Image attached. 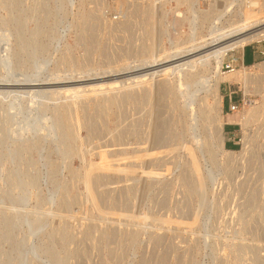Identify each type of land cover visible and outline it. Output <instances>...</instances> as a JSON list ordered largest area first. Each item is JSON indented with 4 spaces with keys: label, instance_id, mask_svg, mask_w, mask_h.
Returning a JSON list of instances; mask_svg holds the SVG:
<instances>
[{
    "label": "rangeland",
    "instance_id": "1",
    "mask_svg": "<svg viewBox=\"0 0 264 264\" xmlns=\"http://www.w3.org/2000/svg\"><path fill=\"white\" fill-rule=\"evenodd\" d=\"M151 1L153 0H0V19L5 20V28H2L5 30L7 26L9 29L6 30L11 31V38L14 40L18 32H22L26 42V49H23L25 52L20 53L22 57L19 55L20 59L14 64L15 69H18L16 74L21 75L20 73L26 71L32 79H41L43 76L45 81L56 77L72 80L91 78L94 74L93 76L98 75L101 79L91 84L100 82L107 87L110 83H117V90L123 92L125 87L123 88L121 83L126 82L125 79L145 71L139 67L144 47L151 48L154 56H157L161 50L172 51L176 43L187 42L194 28L197 36L204 37L207 35L209 22L198 20L201 11L209 12V19L214 17L217 11L224 9L228 10L227 15L231 16L248 0H154L152 3L156 15L150 40L143 34L140 18L135 14L130 15V11L134 6L145 7ZM255 1L259 6H264V0ZM257 10L256 7L255 11ZM83 14H90L93 20L94 16L96 17V23L90 21L92 32H96L92 33L94 37L91 35V41H95L91 46L81 37L83 29L81 30L80 18ZM194 17H197L196 21H193ZM128 19L130 23L124 28L125 24L122 23L128 22ZM164 19L167 22L163 21ZM34 27L43 31L40 32L37 42L45 48L43 46L44 51L42 49L41 54L37 51L39 55L33 49L34 46H31L33 43L29 42V31L32 32ZM261 44H264V40L247 46ZM240 53V49L229 52L224 59V62L231 58L236 59L235 71L241 70V62L238 59ZM33 54L36 55L34 58ZM18 61L21 66L17 65ZM127 64L129 68L133 67L125 71ZM262 68L264 69V64L247 69L246 73L264 76ZM54 72L55 75L52 74ZM168 79L171 84L176 81L173 76ZM158 80V77L154 78L147 84L148 87L153 89ZM257 85L249 84L244 90L243 84H220L218 93L222 97L224 149L231 153L221 154L216 141L211 140L209 156L201 145L200 148L198 146L205 139V132L199 127L193 134L182 133L183 120L176 111L164 109L161 112V116L166 118L165 121L168 120L166 130L176 136L173 138L175 142L170 141L168 145H164L162 140L155 142L151 134L152 127L149 128L150 125L153 126L152 123L155 124V115H150L149 118L144 110L146 107L138 104L128 105L118 111L115 108L109 110L108 116L101 120L106 133L90 136L86 129H80L78 138L83 142L84 156L66 157L67 154L62 152L64 143L57 131L51 129V110L44 115L38 112L37 114L33 108L30 109L29 97L24 96L21 109L17 110L18 119L8 121L7 126L0 132V139H6L3 143L0 140V264H60L61 258H65L62 264H142L144 261L155 264L158 257L163 258L164 264H259L257 259L264 264V147L259 130L264 116L259 122L250 123L244 128L240 125L243 113L250 106L261 103L258 92L260 86ZM74 87H82V84L69 88ZM137 87L131 86L130 90L139 93L144 86ZM189 88V91L200 89L196 85L192 86L194 89ZM211 92H197V104H214V94ZM111 93L112 90L103 91L98 98H94L97 101L99 98L109 97ZM65 95L60 94L55 101L46 99L47 96L43 95V99L37 97L35 101L38 100L51 108L71 102L81 111L79 117L82 119L85 115L81 101ZM229 96L235 104H242L244 101V110L230 114ZM179 103L182 104L181 100ZM11 113L14 111H10ZM118 123L125 132L124 135L122 133V146L108 147L106 145L111 142ZM37 135L44 137L38 150L34 148L31 152H24V155L23 152L15 151V145L12 146L15 140H33ZM197 140H200L199 143ZM113 148L121 149L115 150L109 159L120 158L118 160L123 163L118 161L117 164L123 165V168L127 166L129 170L132 168L135 172L125 179L123 177L124 182H119V176L125 174V170L121 169L124 174L121 172L114 174L116 177L110 176L107 183L114 182L110 186L118 188L120 185L132 186V191L129 194L125 193L126 190H114L110 193L112 197L108 201L104 199L98 203L99 206L96 204L94 207L88 200L89 197L87 198L85 166L88 163L100 165L102 157L100 159L96 155L97 149L114 150ZM192 154L194 163L191 164ZM20 155L23 158L19 157ZM15 156L16 158L12 159ZM24 160H34L36 166L31 168ZM51 167H56L54 173H51ZM198 167L200 172L196 173L204 179L203 195L198 191L189 195L187 188L196 187L192 170L195 168L198 171ZM227 168L230 171H227ZM72 172L76 173V176L72 175ZM183 178L187 180L188 186L184 184ZM32 180L35 183L30 184L29 181ZM130 182L134 183L131 185ZM99 186L95 187L96 191L104 188ZM61 202L65 203V206L60 209ZM102 210L109 213L103 219ZM60 226H64L66 231L64 242L61 241L62 235L53 233ZM89 230L90 234H87ZM130 232L138 235L133 243L129 240ZM156 236L160 237V241L153 243L152 238ZM109 249L116 251L120 257L113 260L107 253Z\"/></svg>",
    "mask_w": 264,
    "mask_h": 264
},
{
    "label": "bare ground",
    "instance_id": "2",
    "mask_svg": "<svg viewBox=\"0 0 264 264\" xmlns=\"http://www.w3.org/2000/svg\"><path fill=\"white\" fill-rule=\"evenodd\" d=\"M153 1H151V3ZM210 1H212V0H210ZM11 3H13V2H11ZM151 3L145 7H139V6L135 7L134 6V9L130 11L131 12L130 15L135 14V15H137L138 18H140V24H141L142 29H143V34L145 35V37L147 39H150V37L153 35L154 16L156 15L154 7H153L154 3H152V4ZM242 4H243L242 8L236 14L233 13V14H235V15L232 14L233 16L232 15L228 16L227 14L229 11L224 9L222 11H217V13L214 15V17H212V15H211L212 18L209 19V17H208L209 12H202L201 11L200 15H199L200 17L198 16V20H200V21L205 20V21L209 22L208 28H207V35L204 37L197 36L196 29L194 28L193 33L191 32L192 35L190 36V39L187 42L178 43V44L175 42L176 45H174L172 51L161 50L160 53L158 52V55H157L158 57L156 55L154 56V54H153L154 52H152L151 48H145L144 47V49L142 50L143 58L140 61L141 65H139V67L145 71L140 72L139 73L140 75L134 74V76H132L131 78H129L127 80L125 79L126 82H122V83L119 82V83H121L123 88L125 87V91H123V92H121V91L119 92L117 90V88L119 89V87H117V83H110V84L106 85L107 87H105V85L101 84L100 82H99V84H91V83H95L96 82L95 80L101 79V77L98 78V75L93 76L94 74H92L91 78H87V77L83 78L82 77V78L75 79V80L74 79L72 80V78L69 79V78H63V77L62 78L61 77L54 78L55 77L54 76V77H51L54 79H51V80L48 79L49 81H45L46 78L43 80L42 79L43 76L41 77V79H37V77L32 79V76H30L29 74H26V71L24 72L25 74L20 73L21 75H17L16 73H17L18 69L17 70L15 69L16 67L14 66V64L16 63V61L18 59H20L19 57L22 55V54L20 55V53L23 52V49L24 50L26 49V47H24V43L26 44V42L24 41V36H23L24 34L22 32H18L19 34L22 33L21 34L22 36L20 35L21 37H19V34L17 33L18 35L16 36V39L14 40V38H11L12 37L10 34L11 31L9 32L8 30H6V29H9V28H7L6 24H5L6 29L4 30L2 28L5 20L3 21L2 19H0V132L7 126L6 124L9 123L8 121L11 122L12 119H18L16 117V116H18L17 110L21 109V104H23L21 101H22V99H24L23 97L28 96L30 99V102H31L30 109L33 108L36 111V113L38 112V113H40V114L42 113L44 115V114H46L47 111L51 110V112L49 111L50 115H51V118H50L51 119V126H52L51 129L57 131L56 132L57 135L59 136L61 141L64 143V146H62L63 147L62 152H64L63 154L64 155L67 154L66 157H68V155H71L70 157H72L73 155H77L78 157H81V156L83 157L84 152H85V150L83 148V142L78 138V132L80 129H82V128L86 129L90 136H96V135H99L102 133H106L104 131L105 129L103 128V126L101 124V120L108 116L109 110H111L112 108H115L118 111V109L121 110V108L126 107V106L128 107V105L140 104L143 107H146V109H144V110H146L145 112H146V114L149 115L148 116L149 118H150V115L151 116L153 114L155 115L154 117H155L156 121L153 118V120H154L153 122L155 124L152 123L153 126H151V125L149 126V128L152 127L151 128L152 129L151 134H153L152 136H153V140L155 139V142L162 140V141H164V145H168L170 141H172V142L174 141L173 138H175L176 136L172 135L173 132L171 134L169 132V130L168 131L166 130V125H167L166 122H168V120L165 121L166 118L164 119L163 116H161L162 115L161 112H163L164 109L165 110H171L172 112H175V111L178 112L180 114L179 116H181V118L183 120V122H182L183 123L182 133L189 134L190 132H192V134H193V132H197L199 130V127L202 128V130L205 132L206 137L203 141H201V143H199L200 140H197V142L199 143L198 144L199 148L201 145V147H203V150L207 153V155L210 154L209 150L211 147V140L216 141L217 148L219 149L221 154L230 155L231 152L228 153L224 149L223 120H222V106H221L222 97L218 93L220 84H223V83H227V84L237 83L238 84L239 83V84H243V87L245 88L244 90H246V88H248L247 86L249 84H253V83L258 84L260 86V89L258 92L261 96V103L250 106V108L247 111H245V113H243L242 118L240 119V125L244 128L247 125H249L250 123L259 122V119L262 116H264V76L262 74H259L258 72H257V74H259V75H256V76H252L253 73H251V74L246 73L247 69L256 68L260 64H256V65L251 66V67H245L241 64V70L240 71L233 70L232 72H228V73L223 72V70H222V65L224 63V59L228 55L229 52H235L239 49L242 51V49L245 46L252 44L254 42L264 40V6H259L258 2L255 0H250V1L248 0L246 2H243ZM180 7H181V5H180ZM256 7L258 8L257 12L255 11ZM191 12L193 13L192 10H191ZM34 13H36V11ZM92 13H93V15L95 14V16L97 15L95 12H92ZM95 16H94V18L96 19ZM132 16H131V18H132ZM194 16H196V15H194ZM32 17H34V16H32ZM226 17H228V19H226ZM95 19L93 20V18L90 16V14H83L80 18L81 30L83 29L82 30L83 33L81 32L83 35L81 37L84 40L88 41L89 46H91V44L93 45V43H95V41L92 42L93 38H91V35H92V33L95 34L96 32L95 31L92 32L91 25H90L91 24L90 21L94 22ZM196 19H197V17H194L193 21H196ZM163 21H165V19ZM122 22H124V21H122ZM165 22H167V21H165ZM95 23H96V21H95ZM128 23H130L129 19H128V22L125 21L124 23H122V24H125V26H123V27L126 28V26H127L126 24H128ZM17 25H19V24L17 23ZM165 25H167V24H165ZM93 27H95V26H93ZM19 29H21V28H19ZM93 29H95V28H93ZM159 31H161V29H159ZM40 32H43V31H41V29H39V27H36V28L34 27L32 32L29 31V33H30L29 36L31 37V40H32V41L30 40L29 42L33 43V45H31V46H34V48L33 47L32 48L36 52L37 51L40 52L42 49L44 51V48H45L44 45H43L44 46V48H43V46L37 42L38 36L40 35ZM132 37H133V35H132ZM10 38L13 39L14 41H11ZM26 41H27V43H29L28 40H26ZM31 43H29V44H31ZM26 51H28V50H26ZM41 53L42 52H40V54ZM36 54H38V52ZM35 56L36 55H34L33 58ZM19 61L17 64L18 66L21 64ZM123 66H125V65H123ZM132 67H130V68H132ZM130 68L127 64V66L124 70L127 71V70H130ZM262 71L264 73L263 68H262ZM37 73H39V72L37 71ZM55 73L56 72H54L52 74L55 75ZM84 73L87 74V72H84ZM32 74L34 75V73H32ZM90 75H91V72H90ZM39 76H40V74H39ZM171 76L176 78V81L173 84H171L169 79H168V77H171ZM29 77H31V79ZM156 77H158L159 80L154 85V88L152 89L151 87H148L147 84L150 81L154 80V78H156ZM127 82H129V83H127ZM77 84H82V87L69 88L70 86L77 85ZM83 84H86V85L83 86ZM88 84H90V85H88ZM145 85H147V86H145ZM194 85H196L197 87L200 88L199 91L203 90L206 94L209 93L210 91H212L211 94H214V97H215V98L213 97L214 104L208 105L206 103H203L202 105H198L196 102V99H197L196 94H197V92L199 93V91H194V90L189 91L188 90V89H190L189 87H191V89H194V88H192V86H194ZM131 86H138V87L144 86V87H142L141 92L136 93V92L130 90ZM35 88H42V90H38V89L35 90ZM107 90H112L113 93H111V95L109 97H103L102 99L99 98V100H97V101L95 100V98H98V96L101 95L103 91H107ZM114 91H116V92H114ZM60 94H66L65 96H69V97L71 96L74 98L76 97L78 100H80L81 104L83 105L82 109H83V113L85 116L82 117V119H81L79 117V114L81 111H79L71 102L64 104L63 106H59V105L55 106L54 104H52V106L53 105L54 106H53V108H51V107H47V105H44V103H39L38 100L35 101L37 99V97L42 98L41 96H43V95L47 96L46 99H48V98H49V100L54 99L53 101H55L56 99H58V96ZM210 98H211V96H210ZM180 100H181L182 104L179 103ZM27 101H28V98H27ZM24 103H26L25 100H24ZM26 107H28V106H26ZM27 109L30 110L29 108H27ZM10 111H14V113L10 114ZM35 111H34V113H35ZM117 113H119V112H117ZM122 116H124V115H122ZM109 120H112V119H109ZM118 120H120V118ZM118 120H117V122H118ZM121 120H122V118H121ZM263 120H264V117H263ZM127 121H128V119H127ZM127 121H126V123H127ZM44 122L46 123V120H44ZM260 123H261V127L259 125V127H260L259 130L261 131L260 135H261V138L263 140L262 146L264 147V121H261ZM105 124H106V122H105ZM169 124H168V127H169ZM110 125H112V124H110ZM120 126H121V124L118 123L117 128H116L117 130H115V134L114 133L112 134L113 136H112L111 142L109 143V145H106V146H108V147H110V146L121 147L122 146L121 139H122V136L124 135L125 132H123L124 129H122ZM112 127H113V125H112ZM38 131H40V130H38ZM209 131H210V133H209ZM130 132L131 131H129V133ZM122 133H123V135H122ZM20 136H22V135H20ZM132 137H133V135H132ZM42 138H44V137L37 135L36 138L33 140L23 138V139L15 140V144H13V142H10V143L13 144L12 145L13 147L15 145V151H18L20 153H22V152L24 153L27 151L31 152L30 150H32L34 148L37 149L42 145V143H43ZM258 138H260V137H258ZM106 139H107V137H106ZM106 139H105V141H106ZM5 140L6 139H4L3 141H5ZM249 140L251 141V139H249ZM249 140L247 141L248 143L250 142ZM3 141H2V143H3ZM107 143H108V141H107ZM111 143H113V144H111ZM158 144L159 143H157V145ZM103 145H105V144H103ZM12 148H11V150H12ZM152 148H153V146H152ZM113 149L114 150H109V149L106 150L105 149V150H99V151L97 149L96 155L99 156L100 159L102 157V159L100 161L101 162L100 165L88 163L85 166V169L87 172V174L85 173L86 177H87V182H85V183H87V185H88L87 186L88 188H86L88 190L87 198L89 197L88 200L91 201L93 206L94 205L97 206L98 203L100 201H103L104 199H107V201H108V199H110V197H112V194L110 196V193L112 191L114 192V190H117V189L126 190L125 193H129V194L132 191V186L120 185V187L118 188V187L110 186V185H113L114 182L113 183H107V180L110 178V176H112V178H113V176L116 177V175H114V174H121V172H122L121 169L125 170V171H123L125 174L122 172L124 174V176L123 175L119 176V177H121L119 182H124L125 177L133 175V172H135V171H133L132 168H131L132 170L131 169L129 170V168L127 166H126V168L125 167L123 168V165L117 164V163L122 161V160H118L120 158H113V159L110 158L109 159V156L112 155L115 152V150H120L121 148H117V149L113 148ZM124 149H122L123 152H124ZM37 150H35V151L37 152ZM163 151H164V148H163ZM188 151H189V149H188ZM59 153L61 154V152H59ZM166 153L164 152V154H166ZM8 154H9V152H8ZM60 154H59V156H60ZM156 154H157V152H156ZM24 155H25V153H24ZM26 155H28V154L26 153ZM8 156L10 157V155H8ZM28 156H31V155H28ZM192 156H193V154L190 156L191 157L190 159H192ZM19 157H22V156L20 155ZM62 157H64V156H62ZM15 158H16V156L12 159H15ZM25 158H26V156H25ZM29 159H31V158H29ZM63 159L64 158H62V160ZM65 159H67V158H65ZM16 160H18V157ZM19 160H20V158H19ZM77 160H79V159H77ZM28 162L29 161H27L26 163L31 168L34 167V165L36 166L34 160H33V162H32V160H30L29 163ZM122 163H123V161H122ZM192 163H194L193 159L191 161V164ZM126 164H124V165H126ZM132 165H133V163H132ZM189 165H190V162H189ZM193 165L196 166V164H193ZM25 167H26V165H25ZM190 167H191V165H190ZM51 168H52L51 173H54L56 170V167H51ZM198 169H199V167L197 168V170ZM193 170H192V172H193L192 174L194 175V177L196 179V187H194V189H192L190 187L187 188V191H188L187 193L189 195H192L193 193H196L198 191L200 193V195H203L202 192L204 190L203 189L204 179L202 178V176L197 174L198 172H200L199 170L198 171H196V169H195V171H193ZM227 171H230V170L228 169ZM72 173H73L72 175L76 176V173H74V172H72ZM123 177H124V179H123ZM84 178H85V176H84ZM183 180H184V184L186 186H188L187 180L185 178H183ZM85 181H86V179H85ZM131 181H133V180H131ZM151 181H152V179H151ZM29 182H30V184L35 183L34 180L29 181ZM189 182H190V180H189ZM127 183H125V184H127ZM130 183L132 185V183H134V182H130ZM101 185L104 186V188L102 190L100 189V191H96L95 187L99 186L100 188H102ZM126 196H128V195H126ZM205 196H204V198H205ZM199 198H200V196H199ZM202 199H203V197H202ZM198 202H201V201H198ZM201 203L203 204V202H201ZM64 206H65V203H63V202H61L59 204L60 209ZM107 215H109V213H107V211H103V210L101 211L102 219H103V217H105ZM90 227L93 228L91 225H90ZM115 229H116V227H115ZM53 233H57V234L62 235L61 241L64 242V237H65L64 235H66V231H65L64 226H60L59 228L55 229V231ZM87 234H90V230L88 231ZM137 236L138 235L135 232L131 233L129 235L130 242L131 243L135 242L137 239ZM152 241H153V243L154 242L158 243L160 241V237H158V236L153 237ZM123 252H124V250H123ZM107 253H108V255H110L113 258V260L114 259L117 260L120 257L116 251H113L111 249H109ZM110 256H109V258H110ZM149 257H150V255H149ZM64 259L61 258L59 260L60 264L63 263ZM257 261L259 264H263V262L261 260L257 259ZM142 264H148V263H146L144 261ZM155 264H164L163 258L158 257V260H157V262H155Z\"/></svg>",
    "mask_w": 264,
    "mask_h": 264
},
{
    "label": "crops",
    "instance_id": "3",
    "mask_svg": "<svg viewBox=\"0 0 264 264\" xmlns=\"http://www.w3.org/2000/svg\"><path fill=\"white\" fill-rule=\"evenodd\" d=\"M264 44L258 46H245L238 59L245 67H251L256 64H264Z\"/></svg>",
    "mask_w": 264,
    "mask_h": 264
},
{
    "label": "built area",
    "instance_id": "4",
    "mask_svg": "<svg viewBox=\"0 0 264 264\" xmlns=\"http://www.w3.org/2000/svg\"><path fill=\"white\" fill-rule=\"evenodd\" d=\"M264 56V55H263ZM236 63V59L231 58L227 62H224L222 65V70H225L227 73L232 72L234 70ZM246 104L244 101H242V104H235L231 101V96H229V105H228V112L230 114L239 113L240 111H243Z\"/></svg>",
    "mask_w": 264,
    "mask_h": 264
}]
</instances>
